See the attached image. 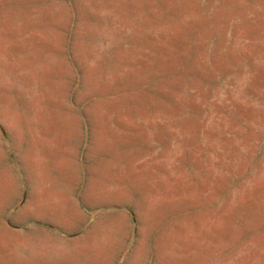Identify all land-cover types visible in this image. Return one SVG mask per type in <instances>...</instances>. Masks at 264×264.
<instances>
[{"label": "rangeland", "instance_id": "1", "mask_svg": "<svg viewBox=\"0 0 264 264\" xmlns=\"http://www.w3.org/2000/svg\"><path fill=\"white\" fill-rule=\"evenodd\" d=\"M0 264H264V0H0Z\"/></svg>", "mask_w": 264, "mask_h": 264}]
</instances>
